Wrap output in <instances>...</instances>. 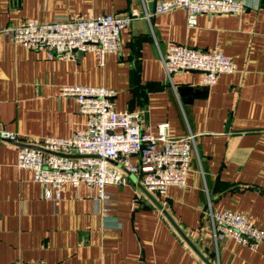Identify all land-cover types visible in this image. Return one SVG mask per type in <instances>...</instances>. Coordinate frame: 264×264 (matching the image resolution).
Wrapping results in <instances>:
<instances>
[{"label":"crops","instance_id":"crops-1","mask_svg":"<svg viewBox=\"0 0 264 264\" xmlns=\"http://www.w3.org/2000/svg\"><path fill=\"white\" fill-rule=\"evenodd\" d=\"M241 1L242 13H203L190 27L185 9L151 13V0H0V28L139 13L122 30L120 49L102 62L95 51L49 58L0 32V130L33 142L71 137L86 115L74 97L61 95L62 85L115 89L116 107L142 111L147 131L168 121L173 136L198 134L187 186L153 195L203 255L212 264H264V242L215 243L207 216L210 207L231 209L264 227V0ZM170 41L218 46L236 69L208 86L200 71L170 79L161 57ZM20 143L0 138V264H207L138 181L107 185L114 197L107 212L84 182H67L60 199H47L33 172L16 166Z\"/></svg>","mask_w":264,"mask_h":264},{"label":"built area","instance_id":"built-area-1","mask_svg":"<svg viewBox=\"0 0 264 264\" xmlns=\"http://www.w3.org/2000/svg\"><path fill=\"white\" fill-rule=\"evenodd\" d=\"M175 8L186 10L187 24L193 27L200 14H240L245 4L241 0H162L153 12ZM138 15L134 10L126 15H73L53 21L28 19L18 25L1 27L0 32L16 44L44 51L49 58L76 59L80 51H95L102 62L107 53L120 49L122 30ZM161 57L170 79L176 72L194 70L203 73L206 84H213L222 73L236 69L233 59L218 46L200 49L170 41ZM61 95L74 97L79 111L86 115L85 125L71 137H44L33 142L20 139L13 131L0 130L1 139L21 142L16 166L33 172L47 199H60L67 182L76 186L84 182L97 189L96 199L104 212L109 211L114 197L106 186L131 181L113 161L134 173L137 181L152 194L163 195L170 185L187 186L197 133L189 131L173 136L168 121L158 123L155 134L147 131L143 112L119 110L115 89L106 86L67 83L62 85ZM132 156L137 157L135 163L131 161ZM207 216L215 243L227 237L252 247L264 242V227L251 222L244 212L210 207ZM34 264L47 263L40 260Z\"/></svg>","mask_w":264,"mask_h":264},{"label":"water","instance_id":"water-1","mask_svg":"<svg viewBox=\"0 0 264 264\" xmlns=\"http://www.w3.org/2000/svg\"><path fill=\"white\" fill-rule=\"evenodd\" d=\"M149 11L153 12L155 8V0H151L149 3ZM84 53L83 51H80L79 54ZM205 86H208V84H205ZM185 87H182L183 89ZM186 89V88H185ZM31 146L41 148L37 145L31 144ZM42 149V148H41ZM113 163L117 164L120 166L128 175L131 179L134 181H137V176L129 171L125 166L121 165L120 163L113 161ZM138 186L146 193V195L159 207L161 208L162 212L164 215L167 217V219L170 221L172 226L176 229V231L179 233V235L186 241V243L203 259L207 262V264H212L204 255L203 253L199 250V248L194 244V242L191 240V238L186 234V232L181 228V226L176 222V220L172 217V215L168 212L167 209L163 207V205L156 199V197L148 191L140 182L137 183Z\"/></svg>","mask_w":264,"mask_h":264}]
</instances>
